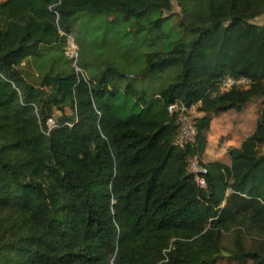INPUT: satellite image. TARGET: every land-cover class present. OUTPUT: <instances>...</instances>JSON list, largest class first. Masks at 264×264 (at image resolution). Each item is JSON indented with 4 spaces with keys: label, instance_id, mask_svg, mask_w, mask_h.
Segmentation results:
<instances>
[{
    "label": "trees",
    "instance_id": "obj_1",
    "mask_svg": "<svg viewBox=\"0 0 264 264\" xmlns=\"http://www.w3.org/2000/svg\"><path fill=\"white\" fill-rule=\"evenodd\" d=\"M176 3L179 37L144 54L142 79L160 83L148 92L110 68L85 79L62 50L84 14L146 18L161 31L171 0L0 2V264H217L224 234L264 239V24L254 22L264 0ZM55 51L58 68L26 81L19 66ZM226 76L252 84L213 94ZM255 100L254 131L228 149L229 164L204 163L211 117ZM175 101L203 113L186 150L172 145ZM66 108L71 123L50 129ZM193 154L206 189L186 173ZM233 246L229 261L264 264V248L245 249L240 236Z\"/></svg>",
    "mask_w": 264,
    "mask_h": 264
},
{
    "label": "rangeland",
    "instance_id": "obj_2",
    "mask_svg": "<svg viewBox=\"0 0 264 264\" xmlns=\"http://www.w3.org/2000/svg\"><path fill=\"white\" fill-rule=\"evenodd\" d=\"M2 1L5 0H0V2ZM171 6V11L163 13V16L171 15L172 17L164 21L161 31L152 29L151 25L147 24L146 18L141 20L131 18L125 21L123 20L125 17L120 15L116 18H105L103 15L94 16L91 14H84L78 17L76 24H73L70 36L78 48L79 67L74 68L73 64L71 63L70 65L69 62L67 64L85 79L102 74L106 69L110 68L125 75L122 78V86L131 83L134 86L140 85L141 87L142 84L145 91L150 92L152 87H158L160 83L158 84L156 78L153 81H149L146 78L142 79L139 71L144 64L145 53L154 49L167 50L168 41L179 37L174 24L180 19V9L176 0H171ZM254 22L259 26L263 25L264 15L254 20ZM137 23L144 26V28L138 30ZM162 33L167 34L168 38L161 36ZM169 35L171 36L169 37ZM67 45L65 43L62 50L64 60H66ZM59 58L60 55L56 51L45 52L44 56L40 58L26 59L19 66V70L26 81L38 86L46 73L58 68L60 61L58 63L57 59ZM171 81L172 79L165 81L163 86ZM213 94L216 95V92ZM260 103V100H255L247 104L240 114L231 112L229 116H224V124L229 129L221 135L219 132L212 134L210 155L213 160L219 158L224 164H229L228 149L230 147H238L242 140L253 133ZM52 115L54 120L47 122L50 129H53L58 124H70V119L73 118V111L69 108H66L65 111L53 110ZM237 121H240L238 126L241 132L235 130ZM239 231L241 232L238 233V229H234L222 236L221 245L223 246V251L221 254L223 258L217 264H239L228 260L237 236L242 239L245 249L264 248L263 238L244 233L242 229ZM240 264H251V262L243 261Z\"/></svg>",
    "mask_w": 264,
    "mask_h": 264
},
{
    "label": "built area",
    "instance_id": "obj_3",
    "mask_svg": "<svg viewBox=\"0 0 264 264\" xmlns=\"http://www.w3.org/2000/svg\"><path fill=\"white\" fill-rule=\"evenodd\" d=\"M63 34V33H62ZM65 35V34H64ZM67 37V59L77 67L78 61V48L71 38ZM252 84L251 79L245 76H226L218 84L216 93L222 95L230 92L231 90H245ZM200 103L185 105L179 101H175L167 107L170 115H173L177 124L176 136L173 139L172 145L180 150H186L195 144L197 137V130L194 125ZM186 173L191 175L194 183L199 189H206V175L208 169L198 155H189L186 159Z\"/></svg>",
    "mask_w": 264,
    "mask_h": 264
},
{
    "label": "crops",
    "instance_id": "obj_4",
    "mask_svg": "<svg viewBox=\"0 0 264 264\" xmlns=\"http://www.w3.org/2000/svg\"><path fill=\"white\" fill-rule=\"evenodd\" d=\"M231 112L232 111H229L227 113H223V114H220L218 116L211 117L210 130H209V132L206 135L207 145H206L205 151H204V153L202 155V160L205 161L204 163L220 161L219 158H215V160H213V158H211V155H210V151L212 149L211 136H212V134H214V133L216 134L217 132H219L220 135H221L222 133H225L229 129V127L226 124H224L225 123L224 122V116H229ZM202 116H203V113L198 112L197 115H196V118H200ZM239 122L240 121H237L236 124H235V127H236L235 130H237V132H241V129L238 126ZM224 125H226V126H224ZM214 128L215 129L218 128L217 129L218 131L215 130ZM242 141H241V143H242ZM230 148H232V147H230ZM235 148H237V147H235Z\"/></svg>",
    "mask_w": 264,
    "mask_h": 264
}]
</instances>
